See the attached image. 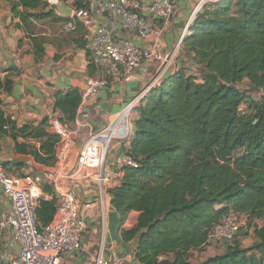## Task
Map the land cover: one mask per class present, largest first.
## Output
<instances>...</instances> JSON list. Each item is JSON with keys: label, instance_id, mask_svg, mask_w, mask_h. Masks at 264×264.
Segmentation results:
<instances>
[{"label": "trees", "instance_id": "16d2710c", "mask_svg": "<svg viewBox=\"0 0 264 264\" xmlns=\"http://www.w3.org/2000/svg\"><path fill=\"white\" fill-rule=\"evenodd\" d=\"M8 1L23 21L39 16L33 10L43 4ZM182 53L200 73L181 69L168 76L134 113L127 152L138 167H127L111 189L121 222L140 213L136 229L123 237L136 241L140 264H264V0H222L205 7L184 38ZM246 82L249 90L262 91L260 98L248 94L241 85ZM11 85L10 79L0 80V88ZM81 102L78 89L59 92L55 111L68 124ZM7 123L0 120L1 127ZM48 125L45 120L36 127H11L15 139L41 140L32 154L45 165L55 161L59 141ZM57 203L56 197L41 200V226L54 219ZM231 210L247 216L245 233L252 230V244L244 246L239 234L220 245L222 253L200 259L212 245L209 233Z\"/></svg>", "mask_w": 264, "mask_h": 264}, {"label": "crops", "instance_id": "0c3cea01", "mask_svg": "<svg viewBox=\"0 0 264 264\" xmlns=\"http://www.w3.org/2000/svg\"><path fill=\"white\" fill-rule=\"evenodd\" d=\"M42 1L43 4L33 10L39 16L23 21L13 12L11 1L0 0V80L2 83L7 79L12 82L9 90L0 88V120L8 122L3 127L0 125V162L9 176L19 178L44 176L54 169L57 161L55 159L49 165L37 162L32 151L39 150L41 140L19 135L15 139L11 130L13 124L17 128L25 125L36 127L48 120L50 113L60 116L55 111L57 93L78 89L82 94L89 80L106 79L105 87L87 101H82L77 117L68 123L72 131L71 144L62 164L64 172L70 173L84 141L105 125L113 123L126 104L151 82L159 67L157 62L146 61L127 80L124 73L116 75L98 69L92 64L87 49L89 29L83 24H79L75 30L64 29L79 1ZM197 1L176 0L178 11L170 28L163 35L161 52H170L180 41ZM102 21L109 28H113L106 18ZM150 22L157 23L154 20ZM115 33L117 36L127 37L137 45H151L128 34L122 28L115 30ZM190 61L185 54L179 53L164 78L181 69L186 70L188 74H196L193 70L198 67ZM138 116L137 112L136 118ZM47 130L53 133L50 124ZM129 148V141L113 140L110 144L108 164L113 157L123 155ZM119 181L105 186L104 199L93 178L73 180L71 183L64 180L58 183L59 188L70 187L84 203H92L91 207L83 204L81 208V216L87 225L83 248L65 255L62 264H96L99 258L112 260L114 264H140L135 259L136 241L123 237L125 231L132 232L136 229L140 213L131 212L126 220L121 222L119 212L112 205L111 189L115 188ZM41 186L43 191L50 195L48 200L53 197L58 200L57 186L48 181H44ZM47 187L52 189V194L45 191ZM11 212V203L5 197L0 184V220ZM246 234L240 233L242 244L247 239ZM250 234L253 241L252 231ZM2 246L12 254L18 252V242L9 231L3 234ZM210 249L211 247H207L200 254V259H203V255ZM195 260H199L198 254L195 255Z\"/></svg>", "mask_w": 264, "mask_h": 264}, {"label": "built area", "instance_id": "2783aa9c", "mask_svg": "<svg viewBox=\"0 0 264 264\" xmlns=\"http://www.w3.org/2000/svg\"><path fill=\"white\" fill-rule=\"evenodd\" d=\"M220 1L198 0L180 41L167 53L161 52V41L177 14L176 0H82L83 5L74 9L64 29L75 30L79 24L89 29L87 49L92 64L98 69L116 75L124 73L126 80L146 61L159 63L158 71L146 88L126 104L113 123L105 125L84 141L70 173L64 172L62 163L71 144L72 131L57 113L48 115L52 132L59 137L55 151L57 163L53 170L44 176L19 178L9 176L0 162V184L12 209L0 220V264H62L65 255L83 248L87 225L81 216V208L83 204L91 207L92 203H84L70 187L62 189L58 183L93 178L104 199L105 186L119 181L127 167H138L137 160L128 152L113 157L108 164L110 144L115 139L131 141L135 110L144 97L165 80L164 75L182 52L183 40L198 13ZM104 18L110 21L113 28L102 21ZM150 20L157 23L152 24ZM119 28L151 45H137L127 37L117 36L115 30ZM106 84L103 78L89 80L82 92V101L97 94ZM245 109L244 103L241 110ZM44 181L57 186L59 198L56 217L48 225L41 226L37 208L41 200L50 198L42 189ZM247 227V216L231 210L209 233L207 244L232 242ZM6 231L11 232L18 242V252L14 254L2 246ZM96 264L114 262L99 258Z\"/></svg>", "mask_w": 264, "mask_h": 264}, {"label": "rangeland", "instance_id": "374dc122", "mask_svg": "<svg viewBox=\"0 0 264 264\" xmlns=\"http://www.w3.org/2000/svg\"><path fill=\"white\" fill-rule=\"evenodd\" d=\"M187 57H188V56H187ZM190 62L194 64V62H193L192 60H191ZM193 71H194L196 74L200 73V70H199L198 68H196V70H193ZM247 83H248V82H246V83H242L241 85H242L243 88H247V89H248V94L251 95L252 97L256 98V99L260 98L261 95H262V91H260V90H255V89H253V90H249V89H250V85L247 84ZM241 85H240V86H241ZM246 231H247V230H243L242 232L244 233V232H246ZM250 231H252V230H249V233L245 235V236L247 237V239H245V241L243 242V245H244V246H250V245L252 244V242H253V241H251V234H250ZM239 236H240V235H239ZM239 236H238L237 238H239ZM241 236H242V235H241ZM210 247H211V249H210L208 252H206V254L203 255L204 258H206L207 256L215 255V254H217V253H222V252L224 251V249H221V246H220V245H216V244H214V245H211ZM217 249H218V250H217ZM219 249H220V250H219Z\"/></svg>", "mask_w": 264, "mask_h": 264}, {"label": "water", "instance_id": "95a60500", "mask_svg": "<svg viewBox=\"0 0 264 264\" xmlns=\"http://www.w3.org/2000/svg\"><path fill=\"white\" fill-rule=\"evenodd\" d=\"M65 14V12H63Z\"/></svg>", "mask_w": 264, "mask_h": 264}]
</instances>
